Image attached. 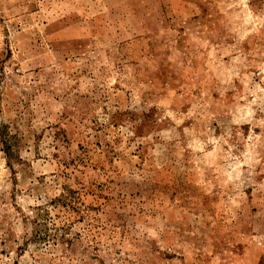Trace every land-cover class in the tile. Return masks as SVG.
Segmentation results:
<instances>
[{"label":"rangeland","instance_id":"obj_1","mask_svg":"<svg viewBox=\"0 0 264 264\" xmlns=\"http://www.w3.org/2000/svg\"><path fill=\"white\" fill-rule=\"evenodd\" d=\"M0 264H264V0H0Z\"/></svg>","mask_w":264,"mask_h":264}]
</instances>
